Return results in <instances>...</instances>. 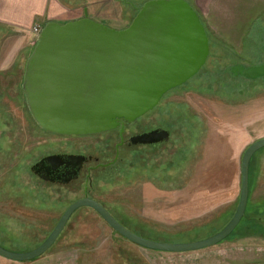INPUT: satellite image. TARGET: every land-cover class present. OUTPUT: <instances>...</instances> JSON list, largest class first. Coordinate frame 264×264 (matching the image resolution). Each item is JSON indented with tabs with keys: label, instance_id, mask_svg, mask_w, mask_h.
Segmentation results:
<instances>
[{
	"label": "rangeland",
	"instance_id": "1",
	"mask_svg": "<svg viewBox=\"0 0 264 264\" xmlns=\"http://www.w3.org/2000/svg\"><path fill=\"white\" fill-rule=\"evenodd\" d=\"M147 1L57 0L72 18L87 11L90 18L116 29L128 27ZM187 1L206 21L207 62L128 126L126 134L128 138L133 129L158 125L171 133L169 141L160 147L123 146L117 163L99 170L92 189L120 222L163 242L203 239L231 220L240 199L244 152L264 137V78L232 71L235 65L264 62V15L232 46L210 27L198 0ZM34 37L0 24V244L16 251L43 242L68 206L83 195L42 181L31 170L35 161L77 142L91 144L97 155L105 150V163L113 159L119 141L118 130L71 138L35 122L22 90L25 63L37 44ZM8 59H18L13 71L6 66ZM248 205L247 218L230 238L182 253L141 247L94 210L83 208L39 259L67 257L75 264H264V149L251 162ZM1 257L0 264L13 263Z\"/></svg>",
	"mask_w": 264,
	"mask_h": 264
},
{
	"label": "water",
	"instance_id": "2",
	"mask_svg": "<svg viewBox=\"0 0 264 264\" xmlns=\"http://www.w3.org/2000/svg\"><path fill=\"white\" fill-rule=\"evenodd\" d=\"M209 54L206 25L187 0H148L123 29L102 24L86 11L77 20L46 23L26 60L22 90L33 119L42 129L60 135L97 134L118 128L122 121L133 122L153 110L169 91L196 76ZM232 70H240L251 79L264 76V64L235 66ZM157 135L165 140L170 132L154 130L132 141L154 143ZM263 148L264 137L245 150L236 212L209 237L185 242L150 239L129 229L96 199L83 197L68 206L39 245L16 251L0 244V256L18 262L40 258L82 207L92 208L114 231L146 249L182 253L215 246L237 228L245 215L251 161Z\"/></svg>",
	"mask_w": 264,
	"mask_h": 264
},
{
	"label": "crops",
	"instance_id": "3",
	"mask_svg": "<svg viewBox=\"0 0 264 264\" xmlns=\"http://www.w3.org/2000/svg\"><path fill=\"white\" fill-rule=\"evenodd\" d=\"M197 6L207 17L216 35L232 46H238L249 32L248 25L264 15V0H198ZM77 19L72 18L71 13L57 0H0V24L22 31V34H29L30 37L35 36L31 29L34 24L44 27L49 21L65 23ZM16 60L8 59L6 62L10 71L18 66ZM4 260L12 264H75L74 260L67 257H47L43 261L37 258L27 262Z\"/></svg>",
	"mask_w": 264,
	"mask_h": 264
},
{
	"label": "flooded vegetation",
	"instance_id": "4",
	"mask_svg": "<svg viewBox=\"0 0 264 264\" xmlns=\"http://www.w3.org/2000/svg\"><path fill=\"white\" fill-rule=\"evenodd\" d=\"M260 64H264V62H259V63L252 64L249 66L260 65ZM235 66L249 67V66L242 65V64L235 65ZM232 69H233V67H232ZM233 73H235L236 75L241 74L244 77L249 78V77L245 76L244 74H242L240 70H237L236 72L233 71ZM145 115L141 116L140 118L136 119L133 122L122 121L121 125L118 128L114 129V130H118L119 141L115 144V155H114L112 160H109V161L103 163L102 160L105 158L104 154H106L105 150L103 151L102 156L97 155V152H93L90 150V147L92 146L91 144H77V142H75V143H69L70 145H66L65 146L66 149H64V150H61V151H58L55 153H49L47 155L40 157L32 165L31 170L36 175H37V171H38L40 173V175H37V176L42 181H44L45 183L60 187L61 189L80 190L83 192V195L80 198L90 197V198L96 199L97 201L102 203L107 208L105 203H103L101 200H99L97 197H95L92 194L93 184L95 182L94 178L98 174L99 170L101 168H108L110 166L115 165L117 163V161L120 159L121 148L125 145H127L128 147H134V148H136L137 146H140V147H145V146L160 147L163 144H165L166 142H168L170 137H171V133H170L169 138L163 140L162 137L159 138V135H157L156 137H154V138L158 139L156 142L147 143V144L132 141V138L139 136V135H142V134L152 132L154 130H159L160 132L167 130L161 126L154 125L152 127H146V129H141V130L138 129L139 127L136 129H133L134 132L131 133L129 135V137L127 138L126 134L128 131V126L134 125L135 122L139 121ZM122 125L124 127H123V130L121 131ZM110 131H112V130H110ZM50 133H52V132H50ZM54 134H56V133H54ZM97 134H99V133H97ZM58 135H60V134H58ZM88 135H96V134H88ZM61 136H66V137L70 136L71 138H74L77 136H87V135H61ZM103 156H104V158H103ZM48 157H51L50 160L45 161L44 159H46ZM42 160H44V161L41 164ZM37 164H39V165H37ZM35 165H37L38 167H36V169L34 171L33 167ZM48 172H49V174H48ZM40 176H48V179H44ZM80 198H78V199H80ZM83 208H89V207H82V208H79L78 210H82ZM90 209H92V208H90Z\"/></svg>",
	"mask_w": 264,
	"mask_h": 264
},
{
	"label": "trees",
	"instance_id": "5",
	"mask_svg": "<svg viewBox=\"0 0 264 264\" xmlns=\"http://www.w3.org/2000/svg\"><path fill=\"white\" fill-rule=\"evenodd\" d=\"M263 149H264V148H263ZM258 152H260V150L257 151V152L255 153V155L253 156V158L256 156V154H257ZM253 158H252V159H253ZM251 162H252V161H251ZM250 166H251V165H250ZM248 206H249V205H247V208H248ZM262 212L264 213V211H261L260 214H261ZM260 216H263V214H261ZM246 218H247V209H246V212H245V215H244L242 221H241L240 224L237 226V228L240 227V226L243 224V222L245 221ZM124 225H125V224H124ZM125 226H126V225H125ZM127 227H128V226H127ZM128 228H129V227H128ZM237 228H236V229H237ZM129 229H130V228H129ZM236 229H235V230H236ZM131 230H132V229H131ZM235 230H234V231H235ZM133 231H134V230H133ZM234 231H233V232H232V233H231V234H230L225 240H227L228 238H230V237L232 236V234L234 233ZM260 231H262V232H260V233H263V234H264V229H260ZM134 232H135V231H134ZM257 233H258V232H257ZM263 234H262V236H264ZM142 236H144V235H142ZM144 237L150 238V237H148V236H144ZM150 239H152V238H150ZM225 240H224V241H225ZM158 241H159V240H158ZM222 242H223V241H222ZM53 246H54V245H53ZM53 246H52V247H53ZM52 247H51V248H52Z\"/></svg>",
	"mask_w": 264,
	"mask_h": 264
},
{
	"label": "built area",
	"instance_id": "6",
	"mask_svg": "<svg viewBox=\"0 0 264 264\" xmlns=\"http://www.w3.org/2000/svg\"><path fill=\"white\" fill-rule=\"evenodd\" d=\"M42 29H43V26H42V25H40V24H36V25H34V27H33V32H34V35H35L36 41L38 40V37H39V35H40Z\"/></svg>",
	"mask_w": 264,
	"mask_h": 264
}]
</instances>
